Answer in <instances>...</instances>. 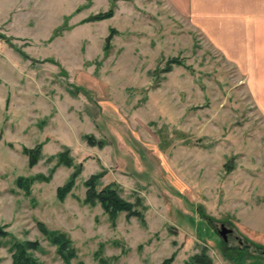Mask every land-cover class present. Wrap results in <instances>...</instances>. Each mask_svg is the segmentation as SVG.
Segmentation results:
<instances>
[{
    "label": "rangeland",
    "instance_id": "1",
    "mask_svg": "<svg viewBox=\"0 0 264 264\" xmlns=\"http://www.w3.org/2000/svg\"><path fill=\"white\" fill-rule=\"evenodd\" d=\"M37 145L30 168L22 148ZM64 149L72 167L56 166ZM96 174L97 190L114 184L143 218L85 205ZM36 176L50 180L17 187ZM38 221L70 237L72 264H264V108L174 1L0 0V264L14 241L62 264Z\"/></svg>",
    "mask_w": 264,
    "mask_h": 264
},
{
    "label": "crops",
    "instance_id": "2",
    "mask_svg": "<svg viewBox=\"0 0 264 264\" xmlns=\"http://www.w3.org/2000/svg\"><path fill=\"white\" fill-rule=\"evenodd\" d=\"M172 1L236 67L253 102L264 108V0Z\"/></svg>",
    "mask_w": 264,
    "mask_h": 264
},
{
    "label": "trees",
    "instance_id": "3",
    "mask_svg": "<svg viewBox=\"0 0 264 264\" xmlns=\"http://www.w3.org/2000/svg\"><path fill=\"white\" fill-rule=\"evenodd\" d=\"M112 8L104 13H99L94 16H90L84 22H97L112 18ZM114 31L111 30L108 37L105 39L106 43L111 40ZM56 34V33H55ZM55 34L53 37H55ZM25 59L26 55L20 53ZM169 65H179L180 62L177 59H170ZM87 143L91 146H98L102 148L104 144L102 141L96 142L92 136H85ZM22 153L28 159V166L34 167L41 158V145H37L35 148L28 149L22 148ZM57 162L56 166L72 167V159L69 157L68 149H64L63 152L55 156ZM80 172V166L76 167V170L71 174L69 179L60 187L56 189V198L59 202H63L65 198L71 193L76 177ZM101 174L91 175L84 183L86 188L85 197L83 203L90 207L99 205L102 211L109 216L111 220H114L119 214L123 213L126 218L136 217L138 219L143 218L142 211L138 210L136 204H132L122 199L119 195L117 187L114 184L108 185L100 190H97L99 185V178ZM43 180L48 182L50 179L43 178L42 176L36 177H19L16 181L18 188L29 192L31 185L36 181ZM139 204V203H138ZM37 229L42 237L55 248V253L60 259L62 264H72L71 261L77 258V251L73 246V241L70 237L62 231L52 230L46 227V225L40 221L36 223ZM8 236L5 228L0 226V238L4 239ZM39 250V243L37 241H14L10 246L11 264H42L40 263L32 253ZM98 256V253H96ZM174 260V255L164 259L161 264H171ZM100 264H108L105 260L99 259ZM82 264V263H79ZM187 264H211V261L204 255H195L191 257Z\"/></svg>",
    "mask_w": 264,
    "mask_h": 264
},
{
    "label": "water",
    "instance_id": "4",
    "mask_svg": "<svg viewBox=\"0 0 264 264\" xmlns=\"http://www.w3.org/2000/svg\"><path fill=\"white\" fill-rule=\"evenodd\" d=\"M231 231L226 230L223 225H221V230L219 231V235L222 237L224 241H226V234H229Z\"/></svg>",
    "mask_w": 264,
    "mask_h": 264
}]
</instances>
